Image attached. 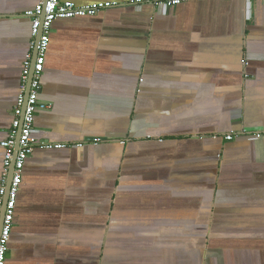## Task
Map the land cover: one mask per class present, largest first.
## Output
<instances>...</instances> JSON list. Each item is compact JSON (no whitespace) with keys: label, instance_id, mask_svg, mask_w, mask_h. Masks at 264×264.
<instances>
[{"label":"crops","instance_id":"0c3cea01","mask_svg":"<svg viewBox=\"0 0 264 264\" xmlns=\"http://www.w3.org/2000/svg\"><path fill=\"white\" fill-rule=\"evenodd\" d=\"M69 1L115 5L52 25L5 264H264V139H226L264 132V0ZM37 3L0 0V189Z\"/></svg>","mask_w":264,"mask_h":264},{"label":"built area","instance_id":"2783aa9c","mask_svg":"<svg viewBox=\"0 0 264 264\" xmlns=\"http://www.w3.org/2000/svg\"><path fill=\"white\" fill-rule=\"evenodd\" d=\"M184 0H133L134 4L154 2L158 6H174ZM111 2H94L79 5L69 0H38L33 9L26 11V16L32 19V36L35 40L32 50L27 54L22 70V88L14 107V119L11 130L6 139L1 142L6 150L4 159V180L0 189V203L4 201L7 193L6 181L10 173V166L14 163L13 176L8 191L5 213L0 211V264H5L8 252V244L13 227L17 196L23 181L24 167L27 159L36 148L33 138L35 115L39 109L47 108L48 103L40 100L42 89L41 76L44 71L46 54L50 43L51 28L57 19H69L86 15H94L100 10L114 6ZM38 41V53L34 65L33 49L36 39ZM31 77L29 92L26 95L28 81ZM19 135V136H18ZM242 136H253L264 139V132L230 133L226 135L227 140H234ZM18 144V145H17ZM65 144L42 143L45 148H62ZM18 147V149H17ZM2 223V224H1Z\"/></svg>","mask_w":264,"mask_h":264},{"label":"water","instance_id":"95a60500","mask_svg":"<svg viewBox=\"0 0 264 264\" xmlns=\"http://www.w3.org/2000/svg\"><path fill=\"white\" fill-rule=\"evenodd\" d=\"M38 41H39V37L36 39V42H35V47L33 49V62H32V66L34 65V62L36 60V56H37V53H38ZM30 83H31V77L28 81V86H27V91H26V95L28 94L29 92V87H30ZM19 136V135H18ZM18 145V144H17ZM18 149V147H17ZM13 171H14V163H12V165L10 166V173L8 175V178H7V183H6V186H7V193L6 195L4 196V201H3V208L1 210V213H2V216L4 215L5 213V209H6V202H7V198H8V191H9V188H10V183H11V179H12V176H13ZM2 224V223H1Z\"/></svg>","mask_w":264,"mask_h":264}]
</instances>
